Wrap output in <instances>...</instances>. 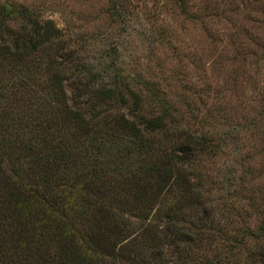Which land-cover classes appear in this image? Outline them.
<instances>
[{"label": "trees", "instance_id": "obj_1", "mask_svg": "<svg viewBox=\"0 0 264 264\" xmlns=\"http://www.w3.org/2000/svg\"><path fill=\"white\" fill-rule=\"evenodd\" d=\"M21 20L0 21V264H229L232 247L221 258L192 249L211 232L185 213L204 200L182 167L203 135L171 126L127 84L71 92L62 31L25 10ZM247 235L264 236V221Z\"/></svg>", "mask_w": 264, "mask_h": 264}, {"label": "rangeland", "instance_id": "obj_2", "mask_svg": "<svg viewBox=\"0 0 264 264\" xmlns=\"http://www.w3.org/2000/svg\"><path fill=\"white\" fill-rule=\"evenodd\" d=\"M24 10L64 34L71 52L62 68L75 80L68 90L83 97L127 84L171 126L203 135L182 167L197 176L204 200L185 213L211 232L192 249L231 255L229 264H264V236L247 235L264 221V0H0V21L15 28ZM131 221L134 230L144 223Z\"/></svg>", "mask_w": 264, "mask_h": 264}]
</instances>
